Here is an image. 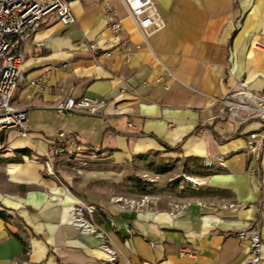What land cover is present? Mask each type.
I'll use <instances>...</instances> for the list:
<instances>
[{
	"label": "crops",
	"instance_id": "crops-1",
	"mask_svg": "<svg viewBox=\"0 0 264 264\" xmlns=\"http://www.w3.org/2000/svg\"><path fill=\"white\" fill-rule=\"evenodd\" d=\"M154 1L165 27L147 38L122 1L74 0L73 24L49 14L25 44L12 101L34 124L27 137L9 131L4 139L0 210L12 218L0 217V264L106 259L100 240L72 223L81 201L97 204L89 219L118 264H250L253 232L264 264L263 122L221 114L242 81L264 89V0ZM108 8L124 27L117 38L104 20ZM83 96L105 101L98 115L54 109ZM253 132L257 154L249 150ZM64 138L101 152L102 167L81 169L79 179L57 163L55 175L46 173L40 155ZM24 148L31 156L18 152ZM154 156L181 163L195 181L181 209H123L99 195L113 167L154 164Z\"/></svg>",
	"mask_w": 264,
	"mask_h": 264
},
{
	"label": "built area",
	"instance_id": "built-area-1",
	"mask_svg": "<svg viewBox=\"0 0 264 264\" xmlns=\"http://www.w3.org/2000/svg\"><path fill=\"white\" fill-rule=\"evenodd\" d=\"M74 0H0V151L5 149L4 139L9 131H14L18 137H27L28 115L26 109L16 108L13 105V96L20 82L24 46L32 38L34 31L43 19L53 14L63 25L68 26L76 21L72 2ZM128 8L130 15L144 38L163 29L164 20L160 15L157 3L154 0H120ZM104 20L114 35V38L124 33V27L117 13L108 8ZM264 36V32H263ZM114 43L108 40L106 43ZM126 42H124V45ZM93 47V45H92ZM139 48V46H137ZM111 56V52H105ZM105 101L83 96L81 98L68 97L58 101L54 109L59 115L66 113H82L90 116L98 115ZM224 108L221 111L223 118L236 124H246L250 121L263 122L264 134V89L253 91L244 81L230 92L224 99ZM63 136V133H60ZM258 134H250L249 150L258 152ZM64 137V136H63ZM51 148L47 153L45 165L49 174H54L52 167L56 159H63L75 152H83L87 147L78 144L74 138L51 140ZM207 165H210L207 163ZM194 183L195 181L192 180ZM96 206L80 204L76 207L73 225L83 233L92 234L100 240V248L108 257L96 264H118L116 251L109 245L106 237L96 225L86 216L92 217ZM244 238L246 232H239ZM251 248L255 252L250 264H257L261 241L258 232L249 234ZM182 254L190 255L187 249Z\"/></svg>",
	"mask_w": 264,
	"mask_h": 264
},
{
	"label": "rangeland",
	"instance_id": "rangeland-1",
	"mask_svg": "<svg viewBox=\"0 0 264 264\" xmlns=\"http://www.w3.org/2000/svg\"><path fill=\"white\" fill-rule=\"evenodd\" d=\"M32 124L34 123L28 120L26 126L30 127ZM12 132L14 131L12 130ZM75 141L81 144L77 140ZM8 147L9 144H7L6 148ZM50 148L45 150L39 158L48 174L45 160ZM4 150L0 151V155H2L0 157H4L6 154V150ZM154 157V164H149V162H136V164L125 165L123 167H113L114 174L117 173L116 176L104 182L100 186L101 188L97 189V192L101 197H105L108 202L118 204L123 209H181L187 202L194 198V194L197 192L194 189L196 183L192 181L191 175L187 173L186 168L181 163L173 159L159 158V156ZM101 158V152L87 147L83 152H75L63 159H56L52 167L53 175L56 174L55 165L57 163L58 169L66 171L75 179H79L81 169L92 167L101 168ZM3 160V158H0V164H2ZM104 169L109 168L104 167ZM83 203L97 205L94 202L81 201L76 207ZM97 209L96 207L94 213ZM86 217L88 219L90 218L89 216Z\"/></svg>",
	"mask_w": 264,
	"mask_h": 264
},
{
	"label": "trees",
	"instance_id": "trees-1",
	"mask_svg": "<svg viewBox=\"0 0 264 264\" xmlns=\"http://www.w3.org/2000/svg\"><path fill=\"white\" fill-rule=\"evenodd\" d=\"M166 149L169 150L170 148L167 147ZM18 152L21 154H24V155L31 156V150L27 149V148L19 150ZM16 160L21 161V158H16ZM0 217L4 220H9L10 218H12V216L10 214L6 213L4 210H0Z\"/></svg>",
	"mask_w": 264,
	"mask_h": 264
}]
</instances>
